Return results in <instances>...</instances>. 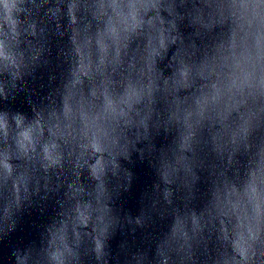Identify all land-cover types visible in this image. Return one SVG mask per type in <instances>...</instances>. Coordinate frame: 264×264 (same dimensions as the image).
Here are the masks:
<instances>
[{"label": "clouds", "instance_id": "clouds-1", "mask_svg": "<svg viewBox=\"0 0 264 264\" xmlns=\"http://www.w3.org/2000/svg\"><path fill=\"white\" fill-rule=\"evenodd\" d=\"M53 33L58 86L31 115L0 110V238L62 192L14 264H110L113 234L155 218H171L155 254L125 264H264V0H0V100L47 63ZM134 155L157 181L122 216Z\"/></svg>", "mask_w": 264, "mask_h": 264}, {"label": "water", "instance_id": "water-1", "mask_svg": "<svg viewBox=\"0 0 264 264\" xmlns=\"http://www.w3.org/2000/svg\"><path fill=\"white\" fill-rule=\"evenodd\" d=\"M67 45V37L53 33L49 40V50L46 53L47 63L36 68L34 73L25 79L24 91L15 94L8 101L0 100V110L19 111L31 115L30 101L45 98L58 86L67 64L63 62L61 50ZM55 77V79H53ZM157 146L168 143L163 136L157 137ZM124 166L133 173V179L128 191H121L115 201V207L120 215H139L147 203V196L152 193V186L157 181L154 169L147 160L143 162L133 156L131 162ZM206 183L200 184L201 192H206ZM62 192L43 193L33 197L32 204H26L17 214V224L13 232L0 238V264H14L13 252L17 248L39 245L44 227L51 222L58 210V201ZM171 218H155V223L147 228L126 226L118 229L108 242L110 264H125L128 254L146 251L149 256L155 254L156 239L168 230ZM85 264H96L93 257H85Z\"/></svg>", "mask_w": 264, "mask_h": 264}]
</instances>
